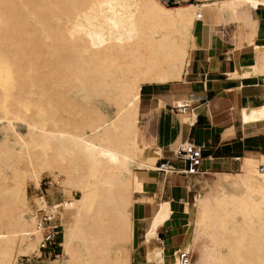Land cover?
I'll return each instance as SVG.
<instances>
[{"label":"bare ground","instance_id":"1","mask_svg":"<svg viewBox=\"0 0 264 264\" xmlns=\"http://www.w3.org/2000/svg\"><path fill=\"white\" fill-rule=\"evenodd\" d=\"M233 1L264 3L0 0V264L40 249V211L50 205L37 206L35 221L26 185L31 177L39 187L45 173L72 190L58 206L66 224L62 254L49 261L132 264L135 172L174 170L155 164V150L145 151L140 140L142 90L182 81L203 9ZM190 105L175 103L181 113ZM241 118L264 130V104L245 106ZM186 119L192 123L195 115ZM262 166L264 160L241 172L212 173L221 191L214 198L211 190L199 191L193 204L185 203L188 231L172 264H180L179 251L192 253L200 226L211 252L194 264H264ZM169 207L161 205L144 237L151 264H165L159 230ZM50 209L60 221L57 208Z\"/></svg>","mask_w":264,"mask_h":264},{"label":"crops","instance_id":"2","mask_svg":"<svg viewBox=\"0 0 264 264\" xmlns=\"http://www.w3.org/2000/svg\"><path fill=\"white\" fill-rule=\"evenodd\" d=\"M261 3L263 5L255 1L251 4L233 1L223 8H204L203 17L207 9L211 23L205 22V19L196 23L191 43V62L183 80L143 89L140 104L143 113L141 132L147 143L161 150L162 157L158 160V166H169L174 169L173 174L177 169L182 170L173 153L185 143H194L203 148V173L241 172L249 164L253 166L259 155H264L263 128L246 126L241 118L245 106L256 108L264 104V8H259L264 7V3ZM229 24L235 26L232 33ZM214 30L223 37L215 34L217 32ZM226 36L231 37V40L226 41ZM256 39L258 43L253 46ZM237 70L244 75L242 78L230 76L235 75ZM151 87L158 90L156 93L155 90L148 93L150 98L146 99L145 104L143 92ZM182 102L191 104L186 114L175 107V103ZM194 115V122L186 119V116ZM163 161L166 163L159 164ZM172 171L135 172L140 190L134 192L131 210L132 264H151L147 261L144 237L162 204L170 206L171 211L159 230V238L165 250V264L171 256L169 253L177 248L175 238L185 225L176 216L173 206L178 201L184 206L183 214L187 215L185 203L188 201L185 196H188L191 188L186 181L178 180ZM150 173L165 175L161 179L159 174ZM60 221L63 225L62 219ZM139 229L144 231L141 241ZM65 237L64 231L63 242ZM175 252L170 264L174 262Z\"/></svg>","mask_w":264,"mask_h":264},{"label":"rangeland","instance_id":"3","mask_svg":"<svg viewBox=\"0 0 264 264\" xmlns=\"http://www.w3.org/2000/svg\"><path fill=\"white\" fill-rule=\"evenodd\" d=\"M190 2L195 4L196 0H190ZM204 19H205V22L211 23L210 13L207 9L204 11ZM227 23H230V22H227ZM228 26H229V28L231 27L230 29H232V30H230V33H232L233 30L235 29V26L230 25V24ZM214 31L217 32L215 34H217L219 37H223V35L221 33H218L217 30H214ZM239 35L242 36L243 34L239 33ZM230 38L231 37H227V36L225 37L226 41L231 40ZM145 87H147V86H145ZM156 90H158V89L154 88V87L145 89L143 92V103L146 104L147 103L146 99L150 98L147 96L148 93L151 91H154V93H156ZM159 103H160V101H159ZM161 104H158V106H162ZM142 108H143V110L146 109V107H144V104H143ZM141 113H142V110L140 109V114ZM142 118H143V113L141 114V122L143 120ZM142 133L143 132H140V134H141L140 140L142 141V143L145 146V151L149 150V149L155 150V153L157 154L156 155L157 158L155 159V164H157L158 160H160V158L162 157V155H158V153H162V152L159 148L153 147L151 144L147 143L146 140L144 139ZM159 150H160V152H159ZM263 152H264V149H263ZM174 159H175V157H174ZM263 160H264V155H259V159L253 163V166L258 167L260 165L261 161H263ZM165 163L166 162H164V161L159 162V164H165ZM177 164L182 166V169H184V164L181 161H178ZM180 170L181 169L175 170V174H173V175L176 176V178L180 181L181 180L186 181L187 185L191 188V192L188 193V196H185L186 201L193 204L195 202L196 195L199 191H202V192L204 191L203 193L207 194L209 192V190H211L210 198H214L221 191V187L219 185L215 184V183H217L216 182L217 181L216 175L211 174V173H209V174L200 173V174H198V176H187L183 173H180L181 172ZM150 174H152V175L159 174V177H161V179H162V175L163 176L165 175V173H150ZM184 177H188V178L186 179ZM41 182H42V185H41ZM63 182H64L63 178H61L58 181V180H55V178H53L50 174L45 173L40 178V184L39 185H41V188H40V186L38 187L33 182L31 177L27 178L26 188H27V195H28V207H29L30 213L34 217L35 221L37 218L36 217L37 216L36 215L37 214L36 213L37 206H39L40 203L44 202V200H45L48 203V205L54 206L57 208L59 218L62 219V223L64 225V230H65V228H66V224L64 221L65 220V213L63 212L62 208L59 209V207L61 205H65L66 203H68L70 201V199L72 197H70V198L68 197L69 198V200H68L67 196H69V193L72 190L70 187L66 186ZM185 191L188 192L187 189H185ZM72 195L76 199L81 198V194L77 191H73ZM173 209L176 212V216L181 218V222L185 226L180 228V230L178 231L179 236L177 238H175V245L177 246V248H175L174 251H171L169 253L171 256H169L167 264L171 263L173 253L176 250L182 249L184 247V243L186 240L185 234L188 231V227H187L188 216L183 214L184 206L182 204L178 203V201H177L174 203ZM192 209H193V207H192ZM63 215H64V217H63ZM58 223H60V222H58ZM63 225H62V227H63ZM143 233H144V231L142 229H139L140 241L142 240L141 235H143ZM38 247H39V245H38ZM38 250H39V248H38ZM38 250L33 253V256L17 258L15 264H53L51 261H49L50 260L49 258H45V256L40 257V253L38 252ZM60 250H62V248ZM210 252H211L210 237L205 233L203 226H200L198 229L196 242H195V245H194V247L192 249V253H191V264L198 263L199 260H203L205 257H207L210 254ZM59 254H62V252L60 251ZM54 259H56V258L55 257L51 258V260H54Z\"/></svg>","mask_w":264,"mask_h":264},{"label":"built area","instance_id":"4","mask_svg":"<svg viewBox=\"0 0 264 264\" xmlns=\"http://www.w3.org/2000/svg\"><path fill=\"white\" fill-rule=\"evenodd\" d=\"M167 6L179 4L182 0H161ZM204 17L201 18L203 21ZM190 109V107L188 108ZM177 161L184 164L185 175L198 176L203 173L201 166L203 162V148L194 143H188L185 148L179 147L174 153ZM264 172V166L260 169ZM60 222L52 213L50 206L40 211L38 230L42 231V240L40 242V257L53 258L58 256V251L62 248L63 230ZM61 251V250H60ZM178 261L180 264H190L191 254L186 251H179Z\"/></svg>","mask_w":264,"mask_h":264},{"label":"trees","instance_id":"5","mask_svg":"<svg viewBox=\"0 0 264 264\" xmlns=\"http://www.w3.org/2000/svg\"><path fill=\"white\" fill-rule=\"evenodd\" d=\"M59 252H60V250H59ZM59 252H58V254H59Z\"/></svg>","mask_w":264,"mask_h":264}]
</instances>
